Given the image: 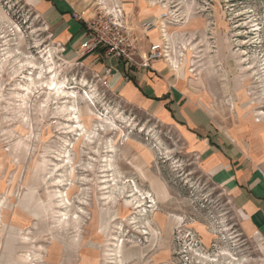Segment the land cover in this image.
Instances as JSON below:
<instances>
[{
  "label": "rangeland",
  "instance_id": "374dc122",
  "mask_svg": "<svg viewBox=\"0 0 264 264\" xmlns=\"http://www.w3.org/2000/svg\"><path fill=\"white\" fill-rule=\"evenodd\" d=\"M74 2L121 7L143 52L165 30L189 99L264 169V0ZM47 47L59 93L44 83ZM91 56L58 48L27 0H0V264H214L223 251L264 264V241L184 130L122 100ZM133 190L154 208L135 209Z\"/></svg>",
  "mask_w": 264,
  "mask_h": 264
},
{
  "label": "crops",
  "instance_id": "0c3cea01",
  "mask_svg": "<svg viewBox=\"0 0 264 264\" xmlns=\"http://www.w3.org/2000/svg\"><path fill=\"white\" fill-rule=\"evenodd\" d=\"M44 20L55 44L66 53H73L85 38L80 6L74 0H27ZM160 42L152 43L157 44ZM54 48V47H52ZM95 70L104 73L113 65L114 74L108 78L109 88L125 102L139 107L167 123H175L187 134L189 142L198 147L205 159L206 171L232 189L245 225L264 241V169L249 151L243 152L236 143L226 142L214 127L211 116L189 99L177 75L167 61H157L151 69H140L121 62H107L97 55Z\"/></svg>",
  "mask_w": 264,
  "mask_h": 264
},
{
  "label": "built area",
  "instance_id": "2783aa9c",
  "mask_svg": "<svg viewBox=\"0 0 264 264\" xmlns=\"http://www.w3.org/2000/svg\"><path fill=\"white\" fill-rule=\"evenodd\" d=\"M88 14L78 17L85 33L79 47L83 56L97 55L107 62H121L140 69H151L154 62L167 61L169 48L164 40L151 44L148 51L143 52L140 38L121 7L116 6L110 11L100 8ZM153 26L152 23L142 25L145 32ZM114 71L113 65L105 68L103 78L106 86Z\"/></svg>",
  "mask_w": 264,
  "mask_h": 264
},
{
  "label": "bare ground",
  "instance_id": "6f19581e",
  "mask_svg": "<svg viewBox=\"0 0 264 264\" xmlns=\"http://www.w3.org/2000/svg\"><path fill=\"white\" fill-rule=\"evenodd\" d=\"M151 4L154 5V2H151ZM162 26H163V24H162ZM162 32L164 33L162 35V37H164L163 40L165 42H169L167 32L165 30H162ZM54 50H55V48H51V47L49 48V47H47L46 48V51H44L45 52L44 53L45 61L48 63V66L45 68V71L51 75L49 77L48 81L47 82H44V83L47 84V86L49 88V91H55L56 93H59L61 91V89H62V85H64L65 82H58L56 80V78L58 76V72H56L57 63L55 62L54 57H53ZM167 61L169 62V64H171V67L176 68V69H179V67L182 65V63H180L179 61H177V59L175 57H172L170 54L168 55V60ZM25 63L28 64L34 70L39 69L38 64H36L35 62H33L31 60H27ZM40 75H42V74H40ZM82 85L83 86H88V84L85 81L82 82ZM158 187H157L158 190L156 189V191L159 194V197L161 199H165L166 198V192H165V190H163L160 187L158 188ZM138 192L139 191H137V190H133L132 197L137 196ZM147 194H148V197H145V194H142V196L140 198L138 196L135 197V200L137 201L135 203V205H136V208L135 209H142L143 207L145 209H147L146 207L154 208L155 205L154 206L153 205L152 206H146L147 204H150V203L154 204V200H152V197L149 196V193H147ZM110 198H111V196H110ZM148 198H150L151 201H148L147 200ZM62 202L65 203V201H62ZM128 204H130V202ZM143 211H145V210H143ZM67 216H68L67 214H63V217H67ZM115 247H116V250L113 251L114 254H109V257H112V256L114 257L115 256V259L113 257L112 258L114 260H117L118 257L116 255H121L122 254V251H121L122 250V246H119L118 244H116ZM220 257L226 259L229 264H243L245 262L244 260L242 261L240 259L235 258V256H233L230 252H227V251H223L220 254ZM221 258L220 259H217V260L214 259L212 261H213L214 264H220L221 263ZM113 259H111V260H113ZM24 260L26 261V259H24ZM117 262H119V261H117Z\"/></svg>",
  "mask_w": 264,
  "mask_h": 264
}]
</instances>
